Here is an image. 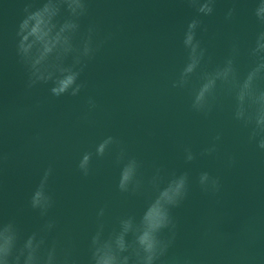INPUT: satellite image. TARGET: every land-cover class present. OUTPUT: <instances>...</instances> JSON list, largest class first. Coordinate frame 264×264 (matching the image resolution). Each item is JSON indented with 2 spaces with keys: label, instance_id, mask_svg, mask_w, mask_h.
Returning a JSON list of instances; mask_svg holds the SVG:
<instances>
[{
  "label": "water",
  "instance_id": "1",
  "mask_svg": "<svg viewBox=\"0 0 264 264\" xmlns=\"http://www.w3.org/2000/svg\"><path fill=\"white\" fill-rule=\"evenodd\" d=\"M23 6L24 0H0V153L8 157L0 165V218H15L25 235L54 219L49 238L74 244L80 264H87L101 208L106 230L121 216L139 218L154 195L147 182L156 167L166 176L186 171L189 193L172 210L177 235L166 264H264V150L249 142V129L233 118L230 96L220 92L204 115L192 110L190 87H172L186 60L184 30L197 15L186 0H89L81 32L95 24L98 38L112 37L81 74L86 87L61 97L50 94V85L25 88L27 73L15 51ZM253 7V0H217L211 15H201L207 31L198 29L197 37L207 48L205 67L222 63L236 43L237 67L247 71L249 49L262 27ZM89 97L95 109L89 110ZM109 135L141 161L142 192L118 189L115 146L104 157L93 156L89 175L77 168L82 153L94 152ZM212 145L215 152L201 154ZM186 148L195 154L190 162ZM49 165L55 203L42 218L28 199ZM205 171L219 178L218 192L202 190L198 177Z\"/></svg>",
  "mask_w": 264,
  "mask_h": 264
},
{
  "label": "clouds",
  "instance_id": "2",
  "mask_svg": "<svg viewBox=\"0 0 264 264\" xmlns=\"http://www.w3.org/2000/svg\"><path fill=\"white\" fill-rule=\"evenodd\" d=\"M217 0H186L197 13L188 21L183 33L182 44L186 60L177 77L172 81L174 88L191 89L192 110L209 114L219 93L233 99V118L249 129L248 140L264 150V0H253L252 13L262 26L257 32L248 55L251 64L240 73L237 67L239 46L233 43L222 63L205 67L207 48L197 37L202 28L201 15L209 16L215 10ZM89 0H24L22 17L15 31V51L18 62L27 73L25 88L33 89L38 84L50 85L54 97L65 94L77 96L86 87L81 80L88 61L92 60L104 43L111 39L109 33L98 38V28L89 24L81 32V18L88 15ZM235 6L228 8L225 18L232 19ZM210 61V57L208 58ZM195 77V81L194 78ZM89 110L96 108V101L88 98ZM220 139L219 134L215 138ZM115 146V162L120 166L117 187L124 193H140L145 189L140 169L141 161L129 156L122 141L114 136L101 139L93 151L82 153L77 168L87 176L91 172L93 156L104 157ZM216 151V146L205 148L203 154ZM8 159L0 153V165ZM195 154L185 149V160L190 162ZM234 160L230 158V163ZM53 167L49 165L40 177L28 199V205L37 210L42 218L48 217L54 206V197L49 189V178ZM198 183L205 192H218V177L201 172ZM154 195L150 196L139 218L124 215L118 224L106 230L102 219L104 209L97 213V225L89 242L87 264H166L165 257L176 239V219L172 210L179 207L189 193V174H162L156 167L148 180ZM56 221L45 219L36 230L25 235L15 218H0V264H80L75 255V245L49 238ZM181 264H191L184 260Z\"/></svg>",
  "mask_w": 264,
  "mask_h": 264
}]
</instances>
